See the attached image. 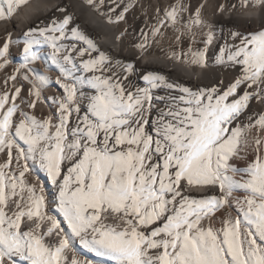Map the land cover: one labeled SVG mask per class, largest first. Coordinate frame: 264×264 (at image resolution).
Listing matches in <instances>:
<instances>
[{
  "label": "snow or ice",
  "instance_id": "obj_1",
  "mask_svg": "<svg viewBox=\"0 0 264 264\" xmlns=\"http://www.w3.org/2000/svg\"><path fill=\"white\" fill-rule=\"evenodd\" d=\"M86 2L109 23L124 20L134 6L109 0L101 12L105 0ZM240 2L264 11V0ZM26 3L0 0V23H12ZM60 11L62 18L22 33L23 62L4 81L5 89L9 81H27L33 99L21 95L23 83L0 93V264H69L73 239L111 264H264V113H247L251 102H264V26L230 32L232 43L219 49L220 63L240 66L234 82L193 90L155 73L142 77L144 86L134 85V65L116 73L121 62L100 50L67 9ZM157 23L152 38L179 25L195 42L192 28L202 34L208 28L204 49L188 61L208 66L215 36L200 8L193 16L177 0ZM142 35L141 49L148 39ZM20 42L7 31L0 38V70L12 63L11 47ZM37 62L55 80L33 67ZM50 85L58 93L51 97L52 115L38 119L23 111L21 104L34 109ZM253 130L255 158L241 169L234 161ZM39 172L56 189L51 200L43 184L26 179H39ZM12 205L9 216L4 209ZM226 209L235 217L229 213L214 227ZM26 221L34 227L22 229ZM45 221L50 226L41 231ZM70 264L93 262L73 255Z\"/></svg>",
  "mask_w": 264,
  "mask_h": 264
},
{
  "label": "bare ground",
  "instance_id": "obj_2",
  "mask_svg": "<svg viewBox=\"0 0 264 264\" xmlns=\"http://www.w3.org/2000/svg\"><path fill=\"white\" fill-rule=\"evenodd\" d=\"M128 0H124L127 3ZM133 7L125 14V19L118 23H109L105 15L89 6L86 0H28V3L23 5L18 13L14 16L12 23H0V38H3L7 32L12 34L13 40H20V43H14L11 47L12 63L6 70H0V93L4 91L14 90L15 86L23 83V92L21 95L26 101L33 99L29 95L28 90L31 85L27 81L18 78L17 82L9 81L8 88L5 89L4 81L7 76L11 75L14 70L23 62L22 56V33L30 27H43L50 24L51 20L60 19L65 15V12L60 9H67V13L73 16L74 24L79 25L81 31L92 38L97 47L110 56L113 62L120 61L121 66H115L114 71L123 75V65L132 63L135 72L129 75V80L134 85L144 86L142 77L148 73L164 75L170 82L188 86L193 90L199 88L211 87L223 81L220 87L227 86L234 82L241 74L240 66L229 67L227 63H220L219 49L225 45L227 41L232 43L229 33L239 31L244 34L252 33L264 26V11L260 8H253L251 5L244 7L240 0H184V3L189 6L190 10L195 13V10L200 8L203 19L211 26L215 39L212 45L208 46L206 53L207 67H199L189 63L192 59V54L197 50H203L204 44L201 42L204 35L209 29L204 28L203 34L197 27L192 28L195 33V42H193L190 34H186L184 28L177 25L175 28L168 25L161 29L160 35L152 38L151 31L155 26H158V21L163 19L165 10L170 6L175 5L177 0H132ZM109 0H105V7L101 8V12L107 11ZM201 5L203 7L201 8ZM221 6L222 10H221ZM119 11V9H117ZM115 16V13H112ZM186 23L189 13H183ZM143 33L148 34L147 45L141 49L137 47L145 41ZM119 37V39H117ZM179 37V39H177ZM50 51V49H47ZM183 56L182 59H173V55ZM187 54V55H183ZM227 53H225V58ZM33 67L40 69L46 75L52 76L55 80V74L45 72L43 65L37 62ZM23 72V70H21ZM127 83V81L125 82ZM57 93V88L49 86L41 90V101L36 104L34 109H30L26 104H21L20 107L26 113L35 115L38 119L45 118L55 110V106L50 107L51 97ZM156 94L163 95L164 90H158ZM179 95V93H173ZM47 97L48 101L43 98ZM19 103V99L17 100ZM249 115L264 113V102L253 101L247 110ZM247 121V117H245ZM256 135L255 130L248 137V147L242 148L241 155L237 157L234 163L241 169L245 168L249 162L255 158V152L252 147L253 138ZM264 135V133H262ZM5 157L0 154V163H3ZM26 179L39 187L41 184L45 187V193L48 200H51L56 195V189L51 182L47 180L45 173L39 172V179L36 175L26 174ZM203 193L193 192L192 195L200 196ZM9 216L15 211V206H11V211L8 208L4 209ZM229 213L235 217V212L232 209H226L217 214V218L213 224L214 227H221V217L227 216ZM49 214L57 215L58 219L62 220V216L54 212ZM50 224L45 221L41 222V231L46 230ZM67 229V225H61ZM207 226V222L205 223ZM34 227L32 222L22 224V229L27 230ZM58 236L53 233L50 241L55 242ZM48 242V240H46ZM75 255L80 260H90L93 264H111L110 261H101V258L95 257L94 254L83 248L78 239H73L71 250H66L67 260L70 264L71 259Z\"/></svg>",
  "mask_w": 264,
  "mask_h": 264
}]
</instances>
